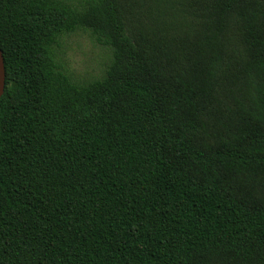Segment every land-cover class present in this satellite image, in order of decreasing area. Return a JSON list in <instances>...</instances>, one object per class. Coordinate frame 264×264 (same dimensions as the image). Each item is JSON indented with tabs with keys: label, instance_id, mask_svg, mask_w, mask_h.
I'll use <instances>...</instances> for the list:
<instances>
[{
	"label": "trees",
	"instance_id": "1",
	"mask_svg": "<svg viewBox=\"0 0 264 264\" xmlns=\"http://www.w3.org/2000/svg\"><path fill=\"white\" fill-rule=\"evenodd\" d=\"M0 50V264H264V0H0Z\"/></svg>",
	"mask_w": 264,
	"mask_h": 264
},
{
	"label": "rangeland",
	"instance_id": "2",
	"mask_svg": "<svg viewBox=\"0 0 264 264\" xmlns=\"http://www.w3.org/2000/svg\"><path fill=\"white\" fill-rule=\"evenodd\" d=\"M57 50L65 69L80 83L99 77L110 60L109 48L82 29L62 35Z\"/></svg>",
	"mask_w": 264,
	"mask_h": 264
},
{
	"label": "water",
	"instance_id": "3",
	"mask_svg": "<svg viewBox=\"0 0 264 264\" xmlns=\"http://www.w3.org/2000/svg\"><path fill=\"white\" fill-rule=\"evenodd\" d=\"M3 89H4V67H3L2 54L0 50V95L3 92Z\"/></svg>",
	"mask_w": 264,
	"mask_h": 264
}]
</instances>
